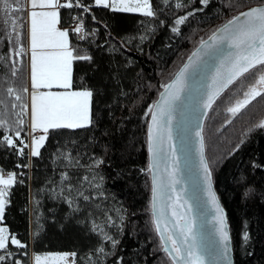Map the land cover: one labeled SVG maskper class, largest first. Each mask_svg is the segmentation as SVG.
Segmentation results:
<instances>
[{
	"label": "trees",
	"instance_id": "16d2710c",
	"mask_svg": "<svg viewBox=\"0 0 264 264\" xmlns=\"http://www.w3.org/2000/svg\"><path fill=\"white\" fill-rule=\"evenodd\" d=\"M20 2L25 9V0ZM79 2L88 11L75 2L72 8L60 7L59 24L69 31L73 55L90 57L73 60L71 89L93 93L91 123L50 129L41 154L30 162L26 151L21 157L3 143L4 136L15 138L20 128L28 72L25 53L11 58L0 23V120L7 122L0 128V168L17 173L18 181L10 189L2 225L26 246L9 244L11 255L2 264H30V248L34 254L75 253L74 264H172L151 215L148 109L201 40L264 0H209L207 7L184 0V9L176 8L175 0H151L154 17L95 7L93 0ZM201 7L179 26V33L171 31L177 17ZM20 13L25 24V11ZM73 17L84 25L80 40L71 28ZM253 82L252 73H246L232 84L213 103L203 125L205 156L226 214L234 264H264V129L254 127L264 120V99L253 100L235 117L226 111ZM63 173L69 180L62 181ZM94 223L99 226L95 230Z\"/></svg>",
	"mask_w": 264,
	"mask_h": 264
},
{
	"label": "snow or ice",
	"instance_id": "6c2138e0",
	"mask_svg": "<svg viewBox=\"0 0 264 264\" xmlns=\"http://www.w3.org/2000/svg\"><path fill=\"white\" fill-rule=\"evenodd\" d=\"M82 7L88 11L87 6H82L79 0H67L61 3V0H29L31 11L30 17V51H31V156H39L40 149L44 146L47 139V133L50 129H77L83 128L91 123L90 102L93 93L89 90L69 91L72 88V62L74 59L89 60L88 55L74 56L69 44V31L59 30V13L56 11L59 7L72 8L74 6ZM169 0H164L168 4ZM195 3V0H191ZM199 4L207 7L209 0H199ZM95 6L111 8L113 11L126 13H140L146 17L156 15L153 10L151 0H94ZM175 7L184 9L188 4L184 0H175ZM11 9V14L9 13ZM36 9H51L49 11H37ZM25 11L20 0H0V12L3 13V19L0 21L3 25H11L12 31L16 33L17 41L22 37V33L17 31L23 28L20 23V17L16 15ZM203 11L201 8H192L184 15L177 17L174 26L171 28L173 33H179L181 25L194 16L196 12ZM243 17V20L241 19ZM95 19V17H93ZM84 28L83 23L75 27L76 32H81ZM212 41L201 40V47L208 54V50H214L219 55V64L211 76V84L206 99L202 101L205 109H210L220 94L230 85L234 84L246 73H252L254 82L248 85L243 93V98L235 101L234 104L227 107L226 111L235 117L242 109L247 107L258 97L264 99V6L249 8L238 15L229 19L226 23L218 27L208 38ZM221 46H226L222 49ZM50 50V51H49ZM25 53L21 45L15 55L20 56ZM193 57L199 59L200 50L189 57V63L185 64L175 75L171 83L161 85L164 92L160 93V100L148 109L151 114V123L148 126V152L151 156L149 171L157 167V162L161 159H167L164 150V143L167 141L170 146L171 167H165V175L158 176L155 172L152 175V220L156 232L159 234L162 242L163 251L171 258L172 264H205V257L215 261L221 258L225 264H231L229 260V235L227 231V221L223 207L221 206L216 193L212 190V169L205 158V144L201 131L196 132L199 137V168L202 174V180L206 185V194L208 203L214 209L213 220L215 223V236L198 238L195 231V221L188 216L191 211L190 206L185 209L187 201L182 200V196L177 193L175 200L169 205L172 208V227L169 228V221L166 218L165 208L158 206V202L165 199L168 190H175V185L179 183L176 178L178 158L174 148H171V124L173 120L174 106L180 100V94L185 90V75L189 68L193 66ZM255 70V71H254ZM15 75V71L13 72ZM63 89V91H51L53 88ZM38 89H48V91H38ZM13 89L9 88L8 93L13 94ZM28 92V89H24ZM16 100L21 97L16 95ZM13 108L16 105H12ZM27 105H21V109L27 108ZM231 123V121H228ZM7 122L0 120V128H3ZM17 123L24 125V120L20 119ZM264 129V120L259 121L257 125ZM37 130H41L38 138L34 135ZM251 130V129H250ZM23 127L15 131V138L11 135L3 137V143L16 151L17 155L23 157L25 149L29 144L21 138ZM18 141V142H17ZM243 143V141H241ZM239 147V145H237ZM71 161V156L67 157ZM97 164L103 161H97ZM17 167H28L27 164ZM17 173L7 172L0 168V222L3 221L6 206L9 203L8 196L10 189L18 182ZM62 181L69 180L67 173H63ZM87 180L88 177H84ZM71 185H69V191ZM248 193H245L247 195ZM79 195L85 200L83 192ZM168 200L172 197L168 196ZM71 203V201H69ZM185 209L184 211H180ZM111 220V217H109ZM98 225H93L94 230ZM101 231H103L101 229ZM106 240H112L111 236L104 234ZM245 240L247 235L245 234ZM113 245L117 243L112 241ZM9 244L17 247H26L15 236L8 234L6 227L0 226V264L5 261L6 255L11 252L7 249ZM99 252L103 253L104 248L100 247ZM75 256V253H72ZM47 257L36 255L34 264H46ZM58 261L67 262L68 254L58 255ZM19 264V262H16ZM74 264V262H73Z\"/></svg>",
	"mask_w": 264,
	"mask_h": 264
},
{
	"label": "water",
	"instance_id": "95a60500",
	"mask_svg": "<svg viewBox=\"0 0 264 264\" xmlns=\"http://www.w3.org/2000/svg\"><path fill=\"white\" fill-rule=\"evenodd\" d=\"M257 6H264V4ZM257 6H253V7H257ZM248 9L244 11H247ZM241 19L243 20V17H241ZM209 36L206 39H204V41H207L209 44H211L212 41L208 39ZM221 47L223 49L226 46H221ZM198 49L200 50V57L199 59L193 57V66L189 68L188 72L185 75V84H186L185 90L180 94L181 96L180 100L175 103L174 106L175 110L173 113V120L171 124V133H172L171 148L175 149L176 157L178 158L179 161L177 165V173H176V178L179 181V183L175 185L174 191L171 189L168 190L165 199L161 202H158V206H163L165 208L166 218L169 221L168 227L171 228L172 227L171 221L173 218L171 215L172 208L169 205L172 203L173 200H175L176 194L179 193L182 196V200L187 201V204L185 205V209H187L189 206L191 208V211L188 212V216L195 221V231L197 232L198 238L202 236L213 237L217 239V242L219 243V238L218 236H215V232H214L215 230V223L213 220V216L215 214L214 209L212 205L208 203V197L206 194V185L202 180V174L199 168V152H198L199 137L196 136L197 131H201L203 135V125L209 109H205L203 107L202 101L206 99L207 93L209 91V86L211 84V76L214 73L215 68L219 64V55L214 50L211 49L208 50V54H205V50L201 47V42H200L195 47V49H193V51L188 55V57L185 59L183 64L178 68V70L174 73L173 77L166 84L171 83L172 80L175 79L176 73H178L180 69L184 67L185 64L189 63V57L192 56V54L196 52ZM227 89H225L220 94V96ZM162 92H164V88L161 90L160 93ZM160 93L158 94L157 99L154 101V103L160 100L161 98ZM150 123H151V114L149 113L147 120V133H148V126ZM164 150L165 153L167 154V159H161L160 161L157 162V167H155L152 171H149V165L150 163H152V161H151L150 153L148 152V136H147L148 171L150 174L151 187H152L153 172H155L158 176H164L165 167L166 166L169 168L171 167L170 146L167 141H165L164 143ZM212 190L216 193L213 183V177H212ZM168 196L172 197V200H168L167 199ZM151 202H152V192H151L150 206H151ZM185 209H181L180 211H184ZM151 215H152V207H151ZM227 231L229 235L228 243L230 248L229 260L231 264H234L232 241H231L228 223H227ZM156 234L160 240L159 234L157 232ZM160 243L162 246L161 240ZM162 251H163V247H162ZM169 259L171 260L170 257ZM205 264H225V262L219 257L216 258L215 261L209 259L208 257H205Z\"/></svg>",
	"mask_w": 264,
	"mask_h": 264
},
{
	"label": "rangeland",
	"instance_id": "374dc122",
	"mask_svg": "<svg viewBox=\"0 0 264 264\" xmlns=\"http://www.w3.org/2000/svg\"><path fill=\"white\" fill-rule=\"evenodd\" d=\"M25 6H26V11H25V24H23V26H25V29H27V25H28V29H27V32L28 34L30 33V17L28 15V11H27V8L28 10L30 11V3H29V0H25ZM11 9H9V13L11 14ZM3 14V13H2ZM140 14V13H139ZM16 15H18L19 17H21V13H16ZM3 15H2V19H3ZM21 23V21H20ZM5 27V31H6V35L8 37V41L10 43V48H11V58H14V56H16V60L19 59V56L15 55V53L17 51H19L20 47L21 46V40H22V37L19 41H17V37H16V33L12 31V28H11V25H10V22H9V25H4ZM24 28V27H23ZM22 28V29H23ZM21 28H18L17 31L19 32H23ZM23 46V45H22ZM29 63V62H28ZM30 66V65H29ZM28 77H29V74H28ZM25 105H27L28 107L24 109V112H23V116L21 117V119L24 120V127H25V130H26V135L24 137V140L26 143L29 144V148L25 149V151L27 152V154H29V149L31 147V140H32V133H31V123H30V120H31V93H30V90H28V92L26 93V97H25ZM264 119V118H263ZM19 127L21 128L22 126L19 125ZM37 138L41 135V133L39 132L38 134H34ZM6 136H9V135H6ZM22 138V137H21ZM18 142V141H17ZM221 148L218 149V154L221 153ZM32 158V157H31ZM30 158V159H31ZM29 159V158H28ZM30 159H29V162H30ZM6 174V173H5ZM0 226L2 227H5L2 225V222H0ZM9 234V233H8ZM64 253H43V254H34L32 255L33 257V264H34V257L36 255H41L42 257H47V261H46V264H62L64 263L63 261H58L56 259V257L58 255H62ZM67 262H71L70 260V257H68V260ZM73 263V262H72Z\"/></svg>",
	"mask_w": 264,
	"mask_h": 264
},
{
	"label": "crops",
	"instance_id": "0c3cea01",
	"mask_svg": "<svg viewBox=\"0 0 264 264\" xmlns=\"http://www.w3.org/2000/svg\"><path fill=\"white\" fill-rule=\"evenodd\" d=\"M26 5V4H25ZM93 5H94V0H93ZM95 6V5H94ZM95 7H103V6H95ZM60 8V7H59ZM59 8L56 9V11H58L59 13ZM110 10H112L110 7H109ZM37 11H49L51 9H36ZM25 11H26V6H25ZM27 11L29 12L28 8H27ZM30 11H31V8H30ZM139 14V13H138ZM57 28L59 30H68L67 28H63L60 26V24L58 23L57 24ZM27 29H28V25H27ZM27 29H26V33H25V43L23 44L21 42V45L23 44V47L25 49V54H26V61H27V72L29 74V77H28V88L32 91L31 89V51H30V33L28 34L27 32ZM21 47V46H19ZM50 51V50H49ZM29 62V63H28ZM30 65V66H29ZM38 91H48V89H38ZM51 91H63V89H57V88H53L51 89ZM69 91H83V90H73V89H69ZM30 123H31V120H30ZM89 126V124L87 125ZM85 126V127H87ZM31 130V129H30ZM42 133L41 130H37L35 134H38V133ZM32 156H31V147L29 149V154H28V158L30 159ZM9 233V232H8ZM10 235V234H9ZM16 246V245H15ZM65 254V253H64ZM68 254V257H72V254ZM32 255H34V253L32 252L31 248H30V264H33V257ZM62 264H73L72 262H64Z\"/></svg>",
	"mask_w": 264,
	"mask_h": 264
},
{
	"label": "built area",
	"instance_id": "2783aa9c",
	"mask_svg": "<svg viewBox=\"0 0 264 264\" xmlns=\"http://www.w3.org/2000/svg\"><path fill=\"white\" fill-rule=\"evenodd\" d=\"M67 0H61V3H66ZM74 22V26L76 27L80 22L76 19V17L72 18ZM76 32V31H75ZM83 35V30L81 32H76V37L80 39Z\"/></svg>",
	"mask_w": 264,
	"mask_h": 264
}]
</instances>
